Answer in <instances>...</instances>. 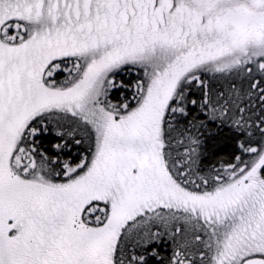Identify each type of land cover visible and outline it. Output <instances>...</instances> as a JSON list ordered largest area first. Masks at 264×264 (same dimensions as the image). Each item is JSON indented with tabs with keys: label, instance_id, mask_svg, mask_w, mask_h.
<instances>
[{
	"label": "snow or ice",
	"instance_id": "obj_1",
	"mask_svg": "<svg viewBox=\"0 0 264 264\" xmlns=\"http://www.w3.org/2000/svg\"><path fill=\"white\" fill-rule=\"evenodd\" d=\"M0 264H264V0H0Z\"/></svg>",
	"mask_w": 264,
	"mask_h": 264
}]
</instances>
